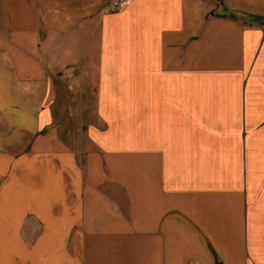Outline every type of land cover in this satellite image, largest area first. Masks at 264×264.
Masks as SVG:
<instances>
[{"label":"crops","instance_id":"obj_1","mask_svg":"<svg viewBox=\"0 0 264 264\" xmlns=\"http://www.w3.org/2000/svg\"><path fill=\"white\" fill-rule=\"evenodd\" d=\"M117 1L0 0V264H264V0Z\"/></svg>","mask_w":264,"mask_h":264},{"label":"built area","instance_id":"obj_2","mask_svg":"<svg viewBox=\"0 0 264 264\" xmlns=\"http://www.w3.org/2000/svg\"><path fill=\"white\" fill-rule=\"evenodd\" d=\"M128 0H118L116 3H115V9H120L123 4H125Z\"/></svg>","mask_w":264,"mask_h":264},{"label":"rangeland","instance_id":"obj_3","mask_svg":"<svg viewBox=\"0 0 264 264\" xmlns=\"http://www.w3.org/2000/svg\"><path fill=\"white\" fill-rule=\"evenodd\" d=\"M116 10H117V9H116ZM118 10H119V9H118ZM68 124H69V123H68ZM73 125H74V128L76 129V127L79 125V123H78V124H77V123H73ZM11 254H12V253H11ZM11 254H10V260L13 259V261H14L15 258H14ZM15 260H16V259H15ZM17 261H18V260H17ZM16 264H19V263L16 262Z\"/></svg>","mask_w":264,"mask_h":264}]
</instances>
